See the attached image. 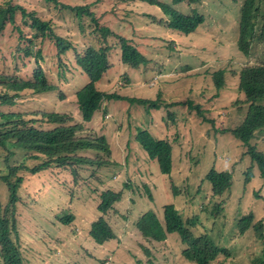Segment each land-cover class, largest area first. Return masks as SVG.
I'll list each match as a JSON object with an SVG mask.
<instances>
[{"label": "rangeland", "instance_id": "1", "mask_svg": "<svg viewBox=\"0 0 264 264\" xmlns=\"http://www.w3.org/2000/svg\"><path fill=\"white\" fill-rule=\"evenodd\" d=\"M158 1L184 14L194 9L185 4L173 5L171 0ZM14 2L50 22L56 34L72 41L79 51L89 46H104L100 33H95L94 24L85 16L78 18L75 12L43 0ZM59 2L70 7L87 6L95 19L111 30L112 37L105 44L111 45L110 69L100 80L98 89L126 99L106 101L105 110L97 111L89 122H83L74 96L88 82L87 76L78 77L79 72L70 66L72 73L65 74L68 80L59 78L61 68L56 49L50 42L39 46L44 57L41 66L57 89L47 94L22 92L10 110L38 118L37 126L42 125L43 113L70 114L75 124L82 123L81 135L104 136L110 157L104 152L97 153L99 159H109L101 167L75 164V177L70 175V169L58 167L35 175L20 173L23 183L16 213L17 242L23 264H195L183 257L186 245L177 234H167L163 242L139 234L136 219L151 211L163 223L165 205H173L187 221L197 219L194 235L212 237L217 246L229 253V257L220 255L211 264H251L260 254L261 245L250 227L244 234L240 233L239 222L253 213L264 224V190L254 176L245 184L243 173L251 166L250 159L245 146L230 130L241 124L248 107L237 91V72L256 61L264 62V43H253L247 58L237 49L238 20L244 0H205L196 5L195 10L203 15L204 22L188 35L165 29L159 22L162 11L142 0ZM258 3L264 14V0H257ZM9 29L0 35V75L32 78L35 64L22 57L27 40L17 39V34ZM30 35L24 33L26 38ZM119 37L128 40L149 60L146 68L132 70L119 62ZM185 66L189 70L183 71ZM218 70L224 71L225 82L219 91L212 84V74ZM74 80H80V86H74ZM159 94L162 104L159 108L130 102L132 98L158 100ZM187 100L205 109V117L212 119L213 124L202 122L195 111L180 106L179 102ZM172 103L178 106L166 107ZM171 112L173 120L167 116ZM138 131H147L155 139L171 144L169 176L160 172L157 161L150 160L134 139ZM250 144L264 147V132H256ZM5 155L0 151V177L5 174ZM21 158L22 154H17L16 161ZM35 164V161L26 163ZM211 169L232 174L229 198L211 197L203 182ZM243 184L247 189H243ZM4 188L0 184L2 204L7 200ZM108 190L122 192L120 202L104 216L115 238L97 245L90 240L88 231L99 217L100 195ZM254 193L263 198L258 199L263 201L259 205ZM215 200L224 201L218 217L211 214L217 206ZM61 216H70L72 220L63 225L58 220Z\"/></svg>", "mask_w": 264, "mask_h": 264}, {"label": "trees", "instance_id": "2", "mask_svg": "<svg viewBox=\"0 0 264 264\" xmlns=\"http://www.w3.org/2000/svg\"><path fill=\"white\" fill-rule=\"evenodd\" d=\"M46 3L60 5L64 10L75 12L78 18L85 16L94 24L95 33H100L102 44L99 48L92 46L79 51L69 39L56 34L54 27L48 21L37 17L35 11H28L14 0H0V35L10 27L9 30L17 34V39L27 40L26 47L22 50L24 58L33 61L35 66L32 71V78L19 79L0 75V151L6 153L5 174L0 177V184L6 188V203L0 202V264H23L17 242L18 219L17 206L20 201L18 192L23 183L21 172H28L35 175L39 172L58 167L70 169V175L75 177L73 166L86 165L101 167L109 162V159H99V154L108 155V145L104 136L93 138L81 135L84 133L81 124H75L68 114L43 113L41 126L36 122V117L16 113L10 108L15 106L16 100L25 91L35 94H47L55 92L57 87L49 82L41 63L44 61L41 46L50 42L56 49L58 66L61 68L59 78L67 81L65 74L72 73L70 66L78 73V77L85 74L88 82L75 92V102L83 122H89L93 115L99 110H105L106 101L126 99L116 93H104L98 89V84L104 74L110 69L108 53L110 44L106 46L108 37H112L109 28L103 27L95 19L92 11L87 6L70 7L63 5L59 0H43ZM152 6H157L163 13L159 19L165 29L188 35L194 33L204 22L203 15L195 10V6L205 0H171L173 5L185 4L191 9L190 14L175 11L169 5L158 0H142ZM257 0H244L240 9L238 20L237 49L240 55L249 57L252 45L255 42L264 43V14L261 13L262 5L256 4ZM29 32V37L24 33ZM93 33V32H92ZM26 38V39H25ZM120 51L119 62L132 70L145 67L149 60L140 54L132 44L124 39L118 38ZM38 46V47H37ZM40 46V47H39ZM113 50V49H112ZM183 67V71L189 70ZM17 70V67L15 68ZM81 80V79H80ZM80 80H74V86L78 87ZM237 91L243 95L244 103L248 105L246 116L240 125L231 129V134L246 148V156L250 159L251 166L244 171L245 184L250 182L252 176L257 177L260 188L264 190V147L251 145L255 139L256 132H264V62L256 61L254 64L242 67L236 75ZM212 84L217 91L224 88V71L218 70L212 74ZM80 86V85H79ZM75 88V87H74ZM73 91H75L73 89ZM217 95L214 96L216 98ZM160 98V94L156 99ZM136 104H147L150 108H159L161 100L147 101L138 98L130 100ZM189 111L201 118V121L213 124L212 119L205 117V109L200 105H193L191 100L179 102ZM178 106V103L166 105L171 108ZM175 111V110H174ZM173 112L168 113L170 120H173ZM72 122V124H71ZM51 125L45 129V125ZM134 139L140 144L150 160H156L160 172L169 176L172 172V146L164 140L155 139L147 131H138ZM17 154H22L21 161H16ZM91 155L93 157H91ZM95 156V157H94ZM28 161H35L37 164L27 166ZM251 168L254 170L252 172ZM211 197L217 200L229 198L232 190V174L229 171L218 172L211 169L203 177ZM209 183V184H208ZM244 186L247 189L248 186ZM210 185V186H209ZM4 188V189H5ZM174 190V189H173ZM174 192H176L174 190ZM232 195V194H231ZM149 200L151 195L147 193ZM256 204L263 202L257 193H254ZM122 192L105 191L100 195V202L97 206L99 217L90 225L88 235L91 241L102 245L115 238L113 229L105 220L104 216L112 211L114 205L120 202ZM263 199V201L258 200ZM216 209L211 214L218 217V212L224 201H217ZM215 203V204H216ZM223 207V206H222ZM61 224H68L72 217H58ZM197 225V219L185 220L180 212L173 205L163 207V223L156 215L145 212L136 219V228L139 234L148 240L163 242L167 234H177L186 248L182 251L183 257L195 264H211L220 255L229 257L225 248L217 246L212 237L206 234L194 235L193 229ZM240 233H245L249 227L253 229L256 239L261 245L260 254L254 257L251 264H264V224L263 219L255 218L253 213L243 217L240 222Z\"/></svg>", "mask_w": 264, "mask_h": 264}]
</instances>
